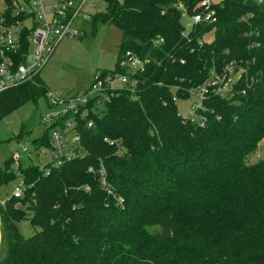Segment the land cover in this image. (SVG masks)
Wrapping results in <instances>:
<instances>
[{
    "label": "trees",
    "instance_id": "trees-1",
    "mask_svg": "<svg viewBox=\"0 0 264 264\" xmlns=\"http://www.w3.org/2000/svg\"><path fill=\"white\" fill-rule=\"evenodd\" d=\"M100 1L80 37L114 25L122 43L116 70L98 78L130 75L127 52L147 63L130 75L134 93L109 95L101 114L88 106L82 155L19 167L24 194L0 208V264H264V158L248 164L264 141V0ZM203 13L213 22L187 31L183 16ZM230 63L240 73L232 97L208 94L204 124L182 117L175 96ZM47 94L40 74L0 94V119ZM49 143L50 131L33 146ZM17 177L10 159L0 187ZM19 205L38 229L28 238ZM165 225L172 236L162 241L152 229Z\"/></svg>",
    "mask_w": 264,
    "mask_h": 264
},
{
    "label": "built area",
    "instance_id": "built-area-1",
    "mask_svg": "<svg viewBox=\"0 0 264 264\" xmlns=\"http://www.w3.org/2000/svg\"><path fill=\"white\" fill-rule=\"evenodd\" d=\"M89 1L54 0L53 5H47L46 0H0V94L32 81L48 63L60 41L80 34L79 24L90 17L84 10ZM91 3L95 6L93 2ZM203 5L209 7V1ZM213 20L210 13L196 14L191 17V22L187 26L212 23ZM162 42L160 39L155 41V44ZM146 63L138 56L127 52L120 62V67L127 70L131 76H135L144 70ZM239 74L235 64L230 63L222 74L212 72L208 80L197 89L191 90L190 94L199 90L198 97L201 102L208 94L230 98L234 85L240 78ZM130 75L117 77L109 75L101 79L97 77L93 85L82 95H69L64 99L48 95L51 105L62 109L46 122L50 127V142L53 145L49 165L58 167L64 161L75 157L76 153L83 154L82 138L78 130L83 127L82 121L88 114V106L92 104L91 109H97L109 100V95L125 88L134 93L138 80ZM116 81L121 84L120 88L115 87ZM173 100L176 101V97ZM195 107L200 108L196 105ZM200 121L204 124L205 119ZM85 127L91 129L93 124L87 123ZM68 130L74 132L71 140L67 138ZM26 153L28 149L23 148L15 155L14 160L20 161L22 154ZM102 174L105 175V172L102 171ZM24 190L23 183H19L13 196L21 198Z\"/></svg>",
    "mask_w": 264,
    "mask_h": 264
},
{
    "label": "rangeland",
    "instance_id": "rangeland-1",
    "mask_svg": "<svg viewBox=\"0 0 264 264\" xmlns=\"http://www.w3.org/2000/svg\"><path fill=\"white\" fill-rule=\"evenodd\" d=\"M53 1L46 0V4L53 5ZM209 1L211 4L217 5L221 4L223 0ZM84 10L87 16L96 15L98 11L104 12L105 5L100 0H90ZM89 19L85 21L86 18L84 20L80 18L83 22L79 24V30L83 29ZM183 22L186 30H190L192 25L189 27L187 25L190 24L191 17L184 15ZM204 39L211 42L214 39V32L208 33ZM121 43L122 33L114 25L100 26L94 36L89 31L83 37H80L79 34L76 37H67L60 41L48 63L40 72V77L48 89L47 96L41 97L37 101H29L5 118L0 119V169L10 159H13L16 175L19 166L21 168L30 166L44 168L49 163L52 143L50 142L39 150L33 146V142L45 137L47 132L49 136L50 127L46 122L49 117L62 110L60 107L51 105L48 95L64 99L69 95L85 93L98 76L116 70ZM115 87L120 88L121 84L116 81ZM198 92L199 90L195 91L187 98L175 96L177 111L187 120L199 121L201 119V115L195 107V105L199 107L201 105ZM98 110L101 111L100 114L105 112V105L102 104ZM66 132H68L67 138L71 140L74 137V132L69 130ZM110 146H115V144H110ZM23 148L28 149V153L22 154L20 161H15V155ZM263 158L264 141L258 150L248 158V164H256ZM19 183H23V179L17 177L0 187V203H5L12 197ZM104 184L106 185L105 180ZM19 207L24 211V219L20 223L19 229L25 238L31 237L38 230L30 225L33 213L27 211L24 205H19ZM160 230L161 227H156L152 229V232L158 234Z\"/></svg>",
    "mask_w": 264,
    "mask_h": 264
},
{
    "label": "water",
    "instance_id": "water-1",
    "mask_svg": "<svg viewBox=\"0 0 264 264\" xmlns=\"http://www.w3.org/2000/svg\"><path fill=\"white\" fill-rule=\"evenodd\" d=\"M172 236L171 230L168 226H163L160 232L157 234V239L166 241L169 240Z\"/></svg>",
    "mask_w": 264,
    "mask_h": 264
},
{
    "label": "crops",
    "instance_id": "crops-1",
    "mask_svg": "<svg viewBox=\"0 0 264 264\" xmlns=\"http://www.w3.org/2000/svg\"><path fill=\"white\" fill-rule=\"evenodd\" d=\"M98 12H101V11H98ZM20 167V166H19ZM19 167H18V170H19ZM20 174V173H19ZM18 174V175H19ZM19 178H21V176H19ZM14 194V193H13ZM5 206V203H0V208L1 207H4ZM0 241H1V219H0Z\"/></svg>",
    "mask_w": 264,
    "mask_h": 264
}]
</instances>
